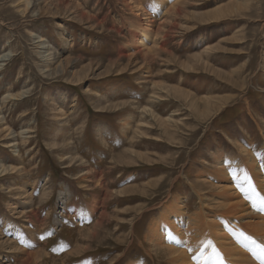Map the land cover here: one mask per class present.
I'll return each mask as SVG.
<instances>
[{
  "label": "rangeland",
  "instance_id": "rangeland-1",
  "mask_svg": "<svg viewBox=\"0 0 264 264\" xmlns=\"http://www.w3.org/2000/svg\"><path fill=\"white\" fill-rule=\"evenodd\" d=\"M152 1L0 0V264H169L149 223L214 218L202 172L262 158L264 0Z\"/></svg>",
  "mask_w": 264,
  "mask_h": 264
},
{
  "label": "bare ground",
  "instance_id": "bare-ground-1",
  "mask_svg": "<svg viewBox=\"0 0 264 264\" xmlns=\"http://www.w3.org/2000/svg\"><path fill=\"white\" fill-rule=\"evenodd\" d=\"M161 6L162 0L152 1L153 10H159ZM137 12L139 11L137 10ZM143 19H147V17ZM140 25L141 27L133 32L132 40L137 45V41H139L140 46H142L149 37L148 25L150 26L151 24ZM139 50L141 51V49ZM9 57L10 54H5L1 57V61H6ZM154 95L152 98H158L156 94ZM203 100L205 101L204 111L206 113L215 112L214 114H218L223 109L224 105L218 104L216 101L214 110H212L210 102L206 101V98ZM142 112L147 115L152 110L150 107L145 106ZM127 119L131 121L133 118L129 117ZM168 121L170 123L172 120L168 119ZM124 123V131L127 132L131 129V124L127 121ZM242 153L245 155L246 167L247 164L250 165L247 171H244L243 163L236 162L229 165V158L217 155L216 170L213 173L209 170L202 172L203 176L207 177L211 174L212 176L209 177V180L207 178L201 179L199 185L201 181H210V185L216 189L212 196L214 205L220 207L223 212L214 214V218L209 217L206 214V207L209 206V195L207 196L205 192L200 191V193L196 192L200 205L194 214L187 216L185 211H182L178 205V200H176L171 207L172 211L164 216V222L163 220L160 222L157 219H153L147 226L146 238L148 242L150 241L153 246L158 247L160 254L162 252L168 256L169 264H264V257L261 255L262 250H264V147L260 160L252 155L249 149L243 150ZM249 173H254L258 181L253 183L254 175L252 174L253 176H251ZM97 179V185H99L97 189H103V185L100 182L102 177L99 176ZM84 187L88 188L89 186L85 185ZM103 191H106V198H108L109 191L106 188ZM211 207L214 208L213 205ZM95 210L96 208L93 209V211ZM105 213V211L101 212L94 226L98 228L103 224V218L107 215ZM129 221L131 223H128L133 225V220ZM124 222L127 221L123 220L122 223H117V228H123ZM130 230H134L133 227ZM87 235L92 241L97 243L104 242L102 240L104 238L99 235L96 229L90 230ZM130 235H132V232ZM155 251L157 252V249ZM148 255L151 256L150 254ZM28 256H31V258H28L25 261L26 263L24 262L23 264L28 262L31 264L33 262V256L30 254ZM118 260L112 259L110 262L111 264H116ZM126 264L140 263L130 261Z\"/></svg>",
  "mask_w": 264,
  "mask_h": 264
},
{
  "label": "snow or ice",
  "instance_id": "snow-or-ice-1",
  "mask_svg": "<svg viewBox=\"0 0 264 264\" xmlns=\"http://www.w3.org/2000/svg\"><path fill=\"white\" fill-rule=\"evenodd\" d=\"M253 243H254V241H253ZM261 255H262V257H264V250H262V253H261Z\"/></svg>",
  "mask_w": 264,
  "mask_h": 264
}]
</instances>
